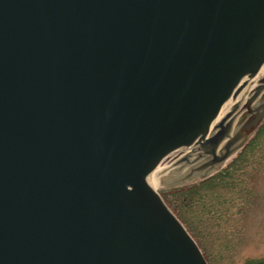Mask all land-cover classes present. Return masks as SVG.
Segmentation results:
<instances>
[{
    "label": "water",
    "instance_id": "95a60500",
    "mask_svg": "<svg viewBox=\"0 0 264 264\" xmlns=\"http://www.w3.org/2000/svg\"><path fill=\"white\" fill-rule=\"evenodd\" d=\"M263 121L264 0H0V264H209L148 176Z\"/></svg>",
    "mask_w": 264,
    "mask_h": 264
},
{
    "label": "rangeland",
    "instance_id": "374dc122",
    "mask_svg": "<svg viewBox=\"0 0 264 264\" xmlns=\"http://www.w3.org/2000/svg\"><path fill=\"white\" fill-rule=\"evenodd\" d=\"M239 113L235 119L242 117ZM251 137L225 172L217 170L204 182L202 175H190L200 161L179 162L188 150L159 165L150 176L152 186L197 240L209 264H245L247 259L264 257V123ZM234 155L209 173L227 165Z\"/></svg>",
    "mask_w": 264,
    "mask_h": 264
},
{
    "label": "flooded vegetation",
    "instance_id": "af4514ba",
    "mask_svg": "<svg viewBox=\"0 0 264 264\" xmlns=\"http://www.w3.org/2000/svg\"><path fill=\"white\" fill-rule=\"evenodd\" d=\"M260 129V128H259ZM258 130V129H257ZM257 130L255 131V132H257ZM252 138V137H251ZM250 142V140H248L247 142H246V144L247 143H249ZM246 144L245 145H243L242 147H240L239 149H237L235 152H236V155H234V157H233V159H230V161H229V163L227 164V165H225V166H222V168H218V169H216V170H214L213 172H211V173H209V171H211V170H213L214 168H215V166H217V165H220V164H222V163H225L224 161L223 162H221V163H215V164H212V155H208V154H202L201 156L199 155V154H192V156H191V158H190V160H191V163H196L197 161H200V163L199 164H197V165H195V166H193L192 168H191V171H190V175H191V177L192 176H194V175H197V174H200V173H205V175L206 176H204V177H202L201 178V181L200 182H204V181H206V180H209V178H211L213 175H215V174H217V170H218V173L219 172H225L223 169L225 168V167H227V166H230L231 165V163H233V161L235 160V158H236V156L242 151V149H244L245 148V146H246ZM218 153H220V151L218 150ZM233 154V153H232ZM232 154L225 160V161H227L231 156H232ZM192 157H194V158H192ZM195 159V160H194ZM189 162V161H188ZM220 169V170H219ZM208 171V172H207ZM208 174H207V173Z\"/></svg>",
    "mask_w": 264,
    "mask_h": 264
},
{
    "label": "bare ground",
    "instance_id": "6f19581e",
    "mask_svg": "<svg viewBox=\"0 0 264 264\" xmlns=\"http://www.w3.org/2000/svg\"><path fill=\"white\" fill-rule=\"evenodd\" d=\"M257 81V80H256ZM255 81V82H256ZM255 82L254 83H252L244 92H242L231 104H229L221 113H220V115L218 116V118L215 120V122L214 123H216V122H218V120H220V119H222L229 111H230V109L233 107V105H234V103L236 102V101H238V100H240V101H242V100H245V99H247L248 97H249V95L252 93V91H253V89H254V86L256 85L255 84ZM242 99V100H241ZM237 119V118H236ZM235 119V120H236ZM238 120V119H237ZM190 149V146H182V147H180V150H179V152L178 153H174V154H172V153H170L169 154V157L167 158V159H164L163 161H162V163H165V162H170V160L172 161L175 157H177V155H179V154H181L182 152H186L187 150H189ZM176 151V150H175ZM161 163V164H162ZM161 164H159V165H161ZM158 165V166H159ZM158 166H157V168H158ZM162 166V165H161ZM156 168V169H157ZM153 172V171H152ZM151 172V173H152ZM151 173L149 174V176H148V181H149V183L151 184L152 182H151V180H150V176H151ZM152 185V184H151Z\"/></svg>",
    "mask_w": 264,
    "mask_h": 264
},
{
    "label": "trees",
    "instance_id": "16d2710c",
    "mask_svg": "<svg viewBox=\"0 0 264 264\" xmlns=\"http://www.w3.org/2000/svg\"><path fill=\"white\" fill-rule=\"evenodd\" d=\"M263 127V124H262ZM260 127V129L262 128ZM245 264H264V257L257 258V259H247Z\"/></svg>",
    "mask_w": 264,
    "mask_h": 264
}]
</instances>
